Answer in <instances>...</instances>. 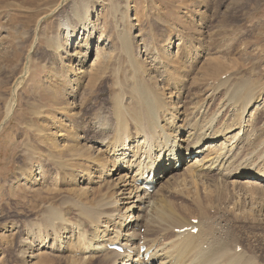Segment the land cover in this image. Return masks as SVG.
<instances>
[{
    "label": "rangeland",
    "instance_id": "obj_1",
    "mask_svg": "<svg viewBox=\"0 0 264 264\" xmlns=\"http://www.w3.org/2000/svg\"><path fill=\"white\" fill-rule=\"evenodd\" d=\"M57 1L0 0V123L10 101L15 102L9 119L0 127V264H32L34 261L36 264H69L66 256L70 255L65 248L58 252L55 247H46V251L39 254L41 257H36L39 261L31 260L28 256L42 243L38 245L33 241L30 233L51 211L77 224L82 219L81 208L87 207L86 204L94 206L93 200L91 203L86 201L78 189L87 190L96 187L97 183L78 180V162L84 164L81 168L84 172H80L83 175L96 172V167L84 158L71 159L68 154L73 150L83 155V148L76 145L79 134L93 136L96 114H105L110 109L118 88L110 74L115 71H145L156 76V71L178 70L180 73L174 74L177 79L179 77L177 81L182 87L179 97L184 105L174 108L179 112L187 111L190 116L184 115L192 116V121L193 108L197 110L208 104L205 118L214 116L219 110L217 103L223 89L220 87L212 103L206 96L218 78L211 80L199 67L205 66L208 55L209 58L221 57L224 70L220 75L228 76L238 88L243 84L242 94L252 91L249 113L255 111L250 117L247 114L251 131L248 130L249 135L246 133L243 139L238 135L241 139L238 157L251 156L264 170V0H83V4L88 2L85 20L95 24L97 33L115 34L117 30H124L130 36L133 59L129 70L122 58L116 60L118 63L112 60L104 72L107 75L99 81L98 87L85 91L84 98L79 96L84 90L69 92L79 75L77 60L67 54H71L75 43H65L68 37L63 36L57 21L60 13L70 9L72 1L78 5L79 0H67L55 14L51 13ZM142 44L150 51L159 50L157 54L154 50L155 61L149 63ZM195 77L197 82L193 85ZM14 88L16 96L12 98ZM166 90L162 89L164 94ZM165 97L168 106L176 100L172 93ZM234 110L223 109L216 120H222L225 126L226 123L234 125L237 129L233 132H236L244 121L243 112ZM79 144H84L83 140ZM89 148L85 152L94 155V147ZM192 156H185L178 168ZM114 173L109 179L118 177V172ZM36 174L40 179L32 185L29 176ZM161 177L166 176L162 174ZM222 177H218V181L214 178L217 183H208V193L201 194L204 203L211 201V208H206L207 214L220 219L231 242H237L236 250L245 258L252 256L257 264H264V190L243 183L245 177ZM186 178L188 176L180 180ZM173 199L180 201L177 196ZM183 203L191 205L189 200ZM78 206L82 207L78 209ZM188 213L183 216L187 217ZM140 230L143 232L144 228L140 227ZM47 231L34 232L46 236Z\"/></svg>",
    "mask_w": 264,
    "mask_h": 264
},
{
    "label": "bare ground",
    "instance_id": "obj_2",
    "mask_svg": "<svg viewBox=\"0 0 264 264\" xmlns=\"http://www.w3.org/2000/svg\"><path fill=\"white\" fill-rule=\"evenodd\" d=\"M66 1L58 0L51 13L55 14ZM83 2L79 0L77 5L72 1L70 9L63 14L60 13L57 21L63 36L68 37L65 43L67 45L75 43L71 54H67L77 60L79 75L75 77L77 81L69 92L74 89L84 90L79 94L84 98L87 95L85 91L98 87L99 81L107 75L104 72L112 60L116 62L122 58L124 60L122 63L128 67L126 70H129L132 69L133 59L130 36L124 30H117L115 34L105 33L106 31L104 34L97 33L95 24H91L88 19L85 20L88 15V2L85 4ZM138 33L135 35L139 36ZM103 39L105 41L102 43ZM140 39L143 40L141 37ZM94 42L97 43L94 45ZM56 45L60 47L58 42ZM141 48L149 63L156 60L159 50L154 48L150 51L145 44H142ZM91 55H93L92 59H90ZM209 57L206 58L205 66L199 67V70L211 80L218 78L208 90L209 93L205 95L212 103L215 94H218L219 89H223L222 98L219 97L221 99L217 103L219 110L214 116L205 118L203 115L208 104L197 110L193 108L192 121H190L192 116L186 117L190 116L187 111L176 110L184 105L179 97L182 89L177 81L179 77L177 79V74H174L180 73L177 72L178 70H154L157 72L156 76H150L145 71L110 73L118 86L116 92L114 91L115 97L110 109L105 111L103 116L101 113L96 114L93 125L96 133L92 134L93 136L79 134L76 145L83 148V155L73 150L67 153L71 159L84 158L89 165L96 167V172L83 175L80 172H84L81 169L84 164L78 162V180L80 178L87 184L97 183L96 187L92 186L87 190L81 187L80 190L78 189L86 201L91 203L93 200L94 206L86 204L87 207L81 208L82 219L77 224H73L62 214L48 209L51 212L48 211L49 214L42 224L32 228L30 233L31 236L33 235V241L38 245L42 243L35 253L31 252L28 256L31 260H38L39 258L36 257L43 254L46 247H55L58 252L66 249L70 255L66 256L69 264H257L254 257L245 258L240 251H236L237 242L235 240L231 242L224 224L216 218L217 216L207 214L206 208L211 206V201L204 203L201 198L202 193H208L206 187L209 184H216V179L222 175L231 178L245 177L243 183L264 190L263 168L258 167L259 164L256 165L251 156L238 157L237 153L241 150L238 141L250 130L249 117L255 111L253 109L249 113L252 91L242 94L243 84L238 88L228 76L220 75L224 70V65L220 62L221 57ZM215 74L218 75L215 77ZM192 81V84L196 85V77ZM164 88L167 89L165 93L167 96L172 93L176 98L169 106L165 91H162ZM15 92L14 88L12 98L16 96ZM183 101L185 102V99ZM10 102L5 109L0 127L13 112L15 102ZM225 108L243 112L244 122L237 125L238 131L233 132L237 129L234 125L226 123L225 126L222 120V122L216 120ZM248 113L249 117H247ZM238 135L242 136L241 139ZM82 140L84 144H79ZM91 145L94 147V155L85 152V149H90ZM189 154L193 156L186 158L184 164L182 163L183 166L178 169L177 164L184 161L185 156ZM109 165L112 167L109 168ZM115 171L118 172L116 173L118 177L109 179ZM162 174L166 176L164 179L161 177ZM186 176L188 179L180 180ZM39 179L36 174L29 176L28 180L33 185ZM148 187L153 190L149 191ZM174 196L180 201L174 200ZM78 198L80 200V197ZM135 209L136 212L129 213ZM126 211H129L127 212L129 214L124 222H121L127 215ZM187 212H189L188 216H183ZM140 227L144 228L143 232ZM195 228L197 231L191 232ZM36 230L50 231H47L46 236H41L40 233L35 234ZM112 244L128 247L130 252L128 254L117 252L109 248ZM47 256L48 254L46 258Z\"/></svg>",
    "mask_w": 264,
    "mask_h": 264
}]
</instances>
